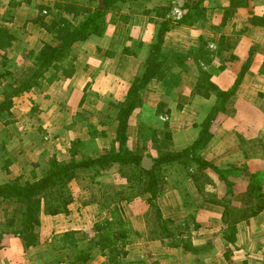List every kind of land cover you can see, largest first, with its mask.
<instances>
[{
  "label": "crops",
  "instance_id": "0c3cea01",
  "mask_svg": "<svg viewBox=\"0 0 264 264\" xmlns=\"http://www.w3.org/2000/svg\"><path fill=\"white\" fill-rule=\"evenodd\" d=\"M55 1L10 0L0 5V13H5L0 26L17 38L11 51L24 48L27 53L37 52L43 45L41 40L49 38L47 42L56 43L52 34L35 23L40 7ZM197 1L126 2L119 15L109 14L100 35L75 45L73 78L16 97L11 110L0 118V183L16 179L32 182L52 159L70 161L73 149L75 157L82 159L117 148L118 110L114 104L125 101L149 56L158 21L154 10L159 5L170 6L168 15L176 19L177 13H188ZM201 7L204 19L193 26L176 25L166 34L162 78L148 83L142 106L132 113L128 128V148L134 152L141 149L144 158L182 155L181 161L162 166L155 187L163 219L172 222L169 230L175 226L181 234L154 237L147 196L116 207L134 230L127 250L135 248L136 263L264 264V198L247 200L250 184L264 192V24L251 23L254 17L264 19V0H204ZM146 11L152 13L146 15ZM122 14L127 16L126 22L120 20ZM201 47L210 52L209 64L197 58ZM6 54L0 51V70H11L8 62L12 60ZM180 59L186 69L179 64ZM200 70L210 73L221 91L234 88L245 71L224 110L217 111V91L209 98L192 95ZM213 115L210 139L197 152L183 155L202 137ZM90 125L97 128V135L91 134ZM148 128L158 132L155 142L150 141ZM194 157L228 170L233 198L225 182L209 169L199 168ZM104 175L111 176V181L101 179ZM102 177L94 185L85 174L75 179L71 185L83 188L78 195L71 192L74 200L69 213L43 215L38 243L32 247L19 236L3 233L9 204H0L6 206L0 211V264H36L52 259L59 254L51 249L53 237L69 231L79 238L73 253L97 255L90 239L95 223L106 212L102 214L92 199L101 200L103 194L129 187L120 175L119 164L102 172ZM223 198H232L238 208L263 207L257 216L237 224L233 243L225 240V209L216 202ZM181 237L201 251L188 252L181 246Z\"/></svg>",
  "mask_w": 264,
  "mask_h": 264
},
{
  "label": "trees",
  "instance_id": "16d2710c",
  "mask_svg": "<svg viewBox=\"0 0 264 264\" xmlns=\"http://www.w3.org/2000/svg\"><path fill=\"white\" fill-rule=\"evenodd\" d=\"M132 0H56L52 6L40 7L41 14L35 23L48 33L52 34L57 44L43 43L38 52L31 51L30 57L33 59L34 70L30 75L24 76L19 81L7 84L2 91V100H0V118L8 113L14 104V99L30 92L35 88H43L45 84H53L63 79H71L76 73V57L73 50L76 44L84 42L92 35H100L107 23L109 14L119 15L121 6ZM204 0L194 2L189 12L175 19L169 17L171 7L159 5L154 10L156 21V32L154 41L150 48L149 56L143 65V70L135 77L125 101L114 104L118 110L117 127V148L106 152L105 154L93 158L75 157L76 150L72 151L70 161H58L52 159L47 167L42 169L41 175L35 177L32 182H21L19 179L0 183V204L8 202L13 204V209L8 210V215L3 225L4 234H12L21 237L27 247L35 246L38 243V236L41 228L42 215L68 214L69 206L74 197L69 191L71 183L80 175L85 174L90 185L99 184L97 179L102 177V172L112 167L114 164L120 165V175L129 183L125 190L116 191L110 194L101 195V200L93 198L99 204L101 213L106 215L95 223L94 231L96 235L90 240L93 246L100 249L101 253L109 259L112 264H117V258L127 256V246L131 244L130 235L134 232L130 221L125 220L121 210L116 207L123 202H132L138 197H146L150 205V211L154 218V237L173 238L181 233L174 226L169 230L168 225L172 224L163 219L161 210L157 204L156 182L161 177V168L164 164L179 161L182 155H166L154 158L151 169L143 167L144 153L141 149L134 152L128 148V128L132 113L142 106L143 92L148 83L155 78H162L161 68L165 62L162 46L166 34L176 25L193 26L205 18L201 5ZM44 12V14H43ZM152 11H146L144 14L150 15ZM122 22H126L127 16H119ZM153 20V19H152ZM227 18H224L225 25ZM252 24H264V19L254 17ZM17 41L15 35L7 28L0 27V51L7 52L11 50ZM194 51V50H193ZM210 52L201 47L197 52V58H201L206 64L211 59L208 57ZM179 64L184 67L183 59ZM247 67L249 64L245 65ZM245 71H242L243 78ZM10 72L0 74V80ZM8 75V76H9ZM211 74L205 70H200L199 76L194 85L192 95H200L209 98L212 92H218V109L224 110L228 100L234 95L241 78L236 81L234 88L229 91H221L212 82ZM215 118L213 115L210 122L204 126L202 137L190 148L184 150L183 155H189L197 152L206 144L212 136L210 133L211 122ZM167 124V123H166ZM144 128L143 125L140 130ZM147 130V129H146ZM149 131V132H148ZM92 135H97V128L90 125ZM150 141L157 140L158 132L148 128ZM140 135H142L140 133ZM143 136V135H142ZM256 145L259 143L256 142ZM84 148V146H83ZM202 170H210L217 174L226 187L228 195L234 197L228 170H219L214 165L201 158H195ZM181 161V160H180ZM198 181V179L196 178ZM203 191V188H200ZM232 198H223L216 201L221 204L224 211V223L227 230L224 233L225 240L233 243L236 240L237 224L241 221H248L257 216L263 207H237V202ZM264 198L262 188L256 184H250L247 192V200ZM181 246L188 252L198 253L201 250L194 247L189 239L183 240L181 237ZM53 251H64L76 248L78 239L76 232L69 231L62 235L55 236L51 242ZM91 259V255L82 254L76 257L75 263L86 262Z\"/></svg>",
  "mask_w": 264,
  "mask_h": 264
},
{
  "label": "rangeland",
  "instance_id": "374dc122",
  "mask_svg": "<svg viewBox=\"0 0 264 264\" xmlns=\"http://www.w3.org/2000/svg\"><path fill=\"white\" fill-rule=\"evenodd\" d=\"M50 6H52V5H50ZM43 14H44V12H43ZM2 16H5L4 12L0 13V18ZM30 18H33V16H30ZM35 19H37V18H35ZM1 20H3V19H0V21ZM50 40L51 39L49 38V40H47V41H50ZM47 41L46 40H41L42 43H45ZM54 42H56L55 44H57V41L55 39H54ZM47 43H50V42H47ZM55 44H53V45H55ZM10 51L11 50H9V51H7L5 53H7L6 54L7 57L12 60V61L8 62V66H9V68L11 70H9V69L8 70H2V69L0 70V74H2L3 72H10V74H11V76L9 74H6V76H4L2 78V80H0V100H2V94L1 93H2L3 89L5 88V86L7 84L13 83L14 81L21 80L24 76L30 75L33 72V70H34L33 59H32V57H30V54H29L30 52L27 53V51H25L24 48L21 49V50H16V51H11V52ZM6 60H7V58H6ZM45 85H49V84H45ZM35 89H38V88H35ZM101 179H103V180H105L107 182H110L111 181V176L104 175ZM82 188L83 187H78V186L77 187L76 186L73 187L71 185L69 187V191L72 192V193H76V192L79 193V189H82ZM5 203H8V202H5ZM8 204H9L8 205V209L9 210L13 209V204L12 203H8ZM5 207L6 206H0V211L2 212L3 209H6ZM7 215H8V212H6V217H7ZM94 233H95V231H94ZM95 235H96V233L94 234V236ZM51 236L49 235V237H51ZM42 237L45 239L46 236H42ZM77 239H79V238L77 237ZM90 243H91V241H90ZM92 247H94L95 252H96L97 255L94 256L93 252H84L85 254L91 255V259H89V260L87 259L86 262H77L76 264H112L109 261V259L107 257H105L101 253V251H100V249L98 247L93 246V245H92ZM51 249H52V247H51ZM71 250L73 251V250H75V248L69 249V250H64V251H54V252H59V254H58L59 256L57 255L56 257H53L52 259L48 258V259L44 260L43 263H36V264H73V263H75V259H76L77 256H79V254L78 253H73ZM135 251H136L135 248L130 246L129 247V251L127 250V253L131 252V256H128V257L125 256V257L117 258L116 259L117 262H118L117 264H132V263H134V261H135V264H141V263H136V261H138V258L135 255ZM132 255L135 256V257H133ZM134 258L137 259V260H133ZM30 264H31V262H30Z\"/></svg>",
  "mask_w": 264,
  "mask_h": 264
},
{
  "label": "water",
  "instance_id": "95a60500",
  "mask_svg": "<svg viewBox=\"0 0 264 264\" xmlns=\"http://www.w3.org/2000/svg\"><path fill=\"white\" fill-rule=\"evenodd\" d=\"M153 166V161L152 159L148 158V157H145L143 159V167L146 168V169H151Z\"/></svg>",
  "mask_w": 264,
  "mask_h": 264
},
{
  "label": "built area",
  "instance_id": "2783aa9c",
  "mask_svg": "<svg viewBox=\"0 0 264 264\" xmlns=\"http://www.w3.org/2000/svg\"><path fill=\"white\" fill-rule=\"evenodd\" d=\"M6 2H9V0H0V5L1 4H4V3H6ZM182 16H181V13H177V17H176V19H179V18H181Z\"/></svg>",
  "mask_w": 264,
  "mask_h": 264
}]
</instances>
